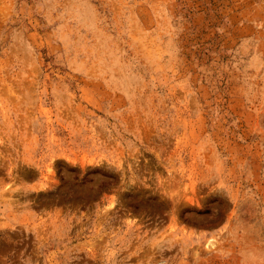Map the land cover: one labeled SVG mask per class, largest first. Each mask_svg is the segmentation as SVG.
Instances as JSON below:
<instances>
[{"label":"rangeland","instance_id":"obj_1","mask_svg":"<svg viewBox=\"0 0 264 264\" xmlns=\"http://www.w3.org/2000/svg\"><path fill=\"white\" fill-rule=\"evenodd\" d=\"M0 264H264V0H0Z\"/></svg>","mask_w":264,"mask_h":264}]
</instances>
